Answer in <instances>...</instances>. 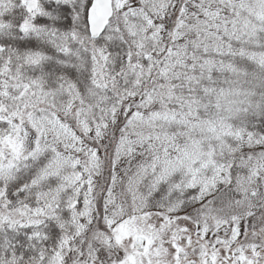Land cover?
<instances>
[{"label": "snow or ice", "instance_id": "snow-or-ice-1", "mask_svg": "<svg viewBox=\"0 0 264 264\" xmlns=\"http://www.w3.org/2000/svg\"><path fill=\"white\" fill-rule=\"evenodd\" d=\"M0 264H264V0H0Z\"/></svg>", "mask_w": 264, "mask_h": 264}]
</instances>
